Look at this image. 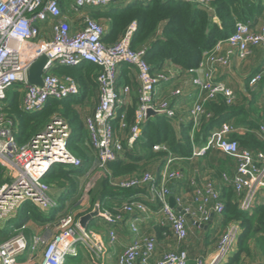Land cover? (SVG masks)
Segmentation results:
<instances>
[{
    "label": "built area",
    "instance_id": "2783aa9c",
    "mask_svg": "<svg viewBox=\"0 0 264 264\" xmlns=\"http://www.w3.org/2000/svg\"><path fill=\"white\" fill-rule=\"evenodd\" d=\"M130 0H0V106L5 103L8 92L21 85L22 109L35 113L44 108L49 100H68L80 96L79 86L70 78H60L52 72L56 64L76 66L83 62L101 68L97 76L99 104L94 114L85 118L88 143L97 153L96 168L105 170L106 164L122 157L124 145L133 146L141 138L142 125L146 121L149 108L165 114L169 118L176 115L169 99H157L159 86L168 84L173 74L170 69L152 72L144 60L145 49L133 50L130 46L134 27L117 44L109 45L103 41L106 28L85 13L86 8H108L117 3ZM202 5L208 2L199 0ZM63 3L75 16L83 18L81 29L73 30L63 10ZM208 10V9H207ZM209 11V10H208ZM211 12V11H209ZM50 25V38L41 37L40 24ZM226 43L229 50L222 54ZM256 50L264 53V23L254 29L250 22H238L235 33L226 41L219 42L205 54L199 67L191 71L192 84L196 88L189 119L193 131H199L209 102L223 97L227 104L237 101L234 90L225 82L218 80L219 69H229L237 57L246 61ZM45 55L48 62L44 68L43 86L28 83L27 73L31 66ZM129 65L138 83L139 97L135 124L129 127L127 137H119L112 124L120 105L129 101L132 89L129 86L118 90L117 76L121 65ZM264 81V68L251 76L249 87L256 90ZM181 90L173 96H180ZM121 131L128 126L121 121ZM17 128L14 121L5 113L0 114V165L4 168V183L0 186V225L14 216H19L25 204L31 203L41 212L57 208L52 195V187L43 181L53 166L63 165L69 169L82 167V160L68 150L71 128L63 120L55 118L48 127L30 142H17ZM238 129L233 124H223L214 130L202 148L194 147L193 157H201L208 150L215 149L236 161L233 176L224 173L223 184L233 186L240 197V208L250 211L259 194L264 192V152L242 150L238 141L231 135ZM258 135L264 141V124ZM155 150L167 151L166 146ZM169 158L164 164L159 179L151 172L140 176L124 177L112 181L116 188L137 190L149 187L152 200H157L159 212L164 216L166 226L175 240L182 244L189 237V220L195 226H205L211 222L212 215H221L224 205L221 193L214 182L200 183L190 181L191 198L173 197L171 186L181 183L185 175L174 170ZM171 198L176 207L172 208ZM180 208L181 211H178ZM99 217L107 226V243L97 232L83 229L75 213L68 212L57 218L56 222L43 226L41 234L33 232L28 238L27 225L18 229V235L0 244V264H20L25 255L26 264H65L69 257H80L84 252L91 256L92 262L104 259L108 246L118 242L116 226L125 222V215H132L129 227L133 234L131 243L117 257V264H152L157 250V239L153 235H143L139 229L142 215L154 213L153 209L142 203H125L121 210L112 214L101 210ZM241 227L230 224L218 239L211 259L199 256L194 264H225L232 255V247L238 242ZM41 255L40 260H37ZM192 261L187 250L170 251L163 254L156 264H190ZM23 262V263H24ZM22 264V263H21Z\"/></svg>",
    "mask_w": 264,
    "mask_h": 264
},
{
    "label": "trees",
    "instance_id": "16d2710c",
    "mask_svg": "<svg viewBox=\"0 0 264 264\" xmlns=\"http://www.w3.org/2000/svg\"><path fill=\"white\" fill-rule=\"evenodd\" d=\"M203 1L209 3L213 13L207 8L199 7L194 0H130L128 3H117L103 9L86 8L85 12L106 27L103 41L109 45L119 43L134 27L130 46L133 50L145 49L144 60L150 65L152 72L174 68L178 71L176 78H180L192 76L191 71L199 67L205 54L235 33L238 22L252 23L264 17V0ZM214 17L218 22L214 21ZM100 71L99 66L88 62L76 66L56 64L52 72L60 78L72 79L79 86L81 94L68 100H49L42 110L35 113H26L22 109L21 85H16L8 92L5 103L0 106V114L5 113L14 121L19 144L30 142L53 119L58 118L70 126L72 134L68 150L80 158L83 164L78 169L53 166L43 181L51 187L68 189L63 199L64 204L57 207V211L49 219L33 204H25L15 228L12 231L0 230V244L17 235L18 229L24 225L28 226L25 233L30 238L33 228L56 222L59 216L72 212L76 207L78 200L72 201L79 196L81 178L92 166L83 110L92 98L99 95L97 76ZM250 78L245 80V86L251 97L241 96L233 105L227 104L223 97L209 102L206 112L211 116L203 119L199 131L194 134L188 113L181 114L178 111L173 118L160 114L146 120L142 125L140 140L133 146L125 144L122 157L106 164L104 176L95 191L100 209L116 214L125 203L133 202H142L153 209H159L157 200L139 197L140 193L145 192L144 189H120L114 187L112 181L140 176L146 172H154L158 180L170 157L175 160L193 159L194 147H202L211 133L223 124H233L235 128L244 130L243 133L231 135V139L238 141L242 150L264 152V141L258 135L260 125L264 123V109L259 105L263 91L259 89L258 93L250 92ZM117 86L118 90L125 86L132 89L129 101L118 107L116 118L112 121L116 134L127 137L129 127L135 124L139 103L138 83L129 65L120 66ZM259 86H264V81ZM171 106L174 107L175 104L172 103ZM122 120L128 126L124 132L120 128ZM158 146H166L168 150L157 151L155 148ZM199 158L206 162L203 170L213 169L219 179L226 171L232 173L235 165L231 157L215 149L208 150ZM4 172L0 165V186L4 183ZM220 193L224 209L219 217L216 215L214 218L215 228L206 232V245L212 244V238L217 234L221 236L230 224L238 223L241 233L237 248L225 264H264V203L254 206L250 211H244L240 208V197L233 186L223 184ZM131 218L134 217L125 215V221ZM93 225L94 221L88 229ZM161 232L162 229L156 227L158 236ZM65 264H88V259L82 256L69 257Z\"/></svg>",
    "mask_w": 264,
    "mask_h": 264
},
{
    "label": "crops",
    "instance_id": "0c3cea01",
    "mask_svg": "<svg viewBox=\"0 0 264 264\" xmlns=\"http://www.w3.org/2000/svg\"><path fill=\"white\" fill-rule=\"evenodd\" d=\"M128 2H125V3H128ZM194 3L198 4V6L201 8H207L209 11H211L210 13L214 12L213 8L210 7L209 3H207L205 6L202 5V3L199 0H194ZM120 4H124V3L122 2ZM63 10H64L65 14L67 15V17L71 23L72 29L74 31L81 29L83 26V24H82L83 18L75 16L73 13H71L66 5H64ZM214 21L218 22L216 17H214ZM263 23H264V17L256 19L255 21H253L251 23V25L254 29H259ZM40 28H41V37L49 39L50 38V25L48 23L40 24ZM228 50H229V45L224 43L222 46V52L221 53L225 54ZM263 68H264V53L262 50H256L251 57H249L246 61H243V62L240 61L237 57H234L232 60L231 67L229 69H219L217 72V77H218V80L223 81L226 84H228L234 90V92L236 93L238 98L241 96H244L246 98H250L251 93H249L246 90L245 80H247L249 77H251V75L256 73L258 70H263ZM170 71L172 72L171 74H173L172 80L168 84L161 85L158 87V89L156 91V98L160 99V100L161 99H169L171 104L172 103L175 104L174 108H175L176 112L179 111V112H181V114L188 113V116H189V111H190V108H191L192 103H193V96H194L195 91H196V88L191 83L192 76L190 75V76H184V77L176 78V74L178 73V71L175 70L174 68H170ZM246 72H247V74H246ZM177 89L181 90L182 94L180 96H173L174 91ZM259 89H262V91H263V95L261 96V99L259 101L260 102L259 105H260L261 109H264V86H262V87L259 86L256 90H254V92L258 93ZM252 91L253 90L250 89V92H252ZM175 100H176V103H175ZM89 102H92V109L90 111H86L87 104L85 105L84 110H83L84 111L83 112V114H84L83 120H85L86 117L94 114V112H95V110L99 104V95L92 98V100ZM262 124H264V123H262ZM243 132H244V130L238 129L237 133H243ZM196 147L202 148L200 146H196ZM91 150H92V166L91 167L96 168V162L98 159L97 153L95 152V150H93V149H91ZM199 159H201V158L194 157L191 160H175V162L172 163V168L174 170H180L185 175L184 181H182L181 183H178L176 185L171 186V191H172L173 197H175V198L179 197V198H183L184 200H189L191 198V193H192V190L190 187V181L194 178L197 179L202 184L205 182H208V181L214 182L216 187L220 191L221 186L223 185V182L221 181V178L219 179V177H217L215 175V171L213 169L208 168L207 170L203 171V172L209 174L210 178L208 177V178H202V179H200L201 178L200 176L203 175L202 174L203 172L202 173H199L198 171L189 172V171H187V169H185L186 166H190L194 161H198ZM202 160H204V159H202ZM233 161H234L235 165L232 169V173H230L228 171L225 172L230 176H233V174L235 173V169H236V161L235 160H233ZM155 168L156 167H154V169ZM96 169L100 170V172H101L100 178L102 179V177L104 176V171L101 170L100 168H96ZM151 173L154 174V172H151ZM211 178H213V179H211ZM82 181H83V178H82ZM99 183L100 182H98V186H99ZM141 189H144L145 192L140 193L139 197L150 198L152 200L151 189L149 187H142ZM93 191L94 190H91L89 193V198H91L92 200L89 202L87 207L92 208L91 205L93 206V209H89V211H88L89 213L94 212L97 209L98 204H99V200H98V198L96 199L95 193H93ZM92 196H93V198H92ZM263 200H264V192L259 194V196L256 199L257 202H255L254 206H256V204L258 202H262ZM79 209H80V204L77 203L76 207L73 209L72 212L74 213V210L78 211ZM91 210H93V211H91ZM153 211H154V213H152V214L142 215L140 218L141 221H140L139 226H138L141 234L153 235L157 239L156 256H155V259L152 261V264H156L158 259L163 254L170 252V251H177L180 249L181 250H187L191 256L192 254L189 250L191 245H189V243H188L189 237L184 243L179 244L175 240V238L173 237L170 230L166 226L163 225L165 222V218L159 212V209H153ZM89 213H86L85 215H87ZM85 215H81V216L76 217V218H77V220H79ZM216 215L218 217L220 216L218 214L212 215V219L210 222L211 224L210 223L208 224L209 227H206L208 225H205L202 227L195 226V225H193L192 221L189 220V235H190V231L192 229H195L199 234L203 233L204 235H206L207 234L206 232L208 230L211 231L212 229L215 228L214 218H216ZM93 221H94V225L92 226V228L90 227L89 230L97 232L99 235L102 236V238H104L105 243H107V241H108V239H107V226L102 223V219L99 216L97 218L93 219L90 223H92ZM129 222H130V220L125 221L122 224L116 226V231L118 234V242L114 246H108L107 254L105 255L103 260L98 261V262H95V261L92 262L91 256L86 255L84 252L80 256L87 258L88 264H117L118 255L124 251V249L131 243L132 238H133V234H132L130 227H129ZM156 227H160L162 229V232L160 233L159 236L156 234ZM33 229L34 230H32V233L36 232V233L41 234L43 232V226H36ZM216 247H217V242H216V244H214L212 246H207V248H206L207 250H206V254H205L206 257L203 254L201 256L207 258L208 260L211 259V256L215 252ZM40 258H41V255L37 260H40ZM191 259H192V261L190 264H194V259L192 258V256H191ZM22 264H26V262H24Z\"/></svg>",
    "mask_w": 264,
    "mask_h": 264
},
{
    "label": "rangeland",
    "instance_id": "374dc122",
    "mask_svg": "<svg viewBox=\"0 0 264 264\" xmlns=\"http://www.w3.org/2000/svg\"><path fill=\"white\" fill-rule=\"evenodd\" d=\"M246 74H247V72H246ZM22 98H23V96H22ZM237 99H238V96H237ZM91 109H92V102H89V103H87L86 111H90ZM89 151H90V156L92 157V150L90 149ZM205 164H206V162L204 160L199 159L198 161H194L190 166H186L185 169H187V171H189V172L198 171L199 173H202L203 171H205V170H203L204 167L206 166ZM202 174L203 175L200 176L201 177L200 179L208 178V177L210 178L209 174H207L205 172H203ZM100 176H101L100 170L91 167L87 171V173L84 175V177H82L83 181L81 178L82 182L80 183V189H79L80 194L76 199H74L72 201V203H73V202H75V200H78L77 202L80 204V209L78 211L74 210V213L76 212L75 215L76 214L78 215V216L76 215V217H79L81 215H85L86 213H89L88 212L89 209H93L92 205H91L92 208L87 207L89 202L92 200L91 198H89V193L91 190H94L93 193H95L96 188L98 186V182H100V180H101ZM211 179H213V178H211ZM67 193H68L67 188L60 190L59 187H52V195H53V198L55 199V201L57 202L58 208H60L64 204L63 199ZM92 198H93V196H92ZM262 203H264V200L262 202H258L256 205L262 204ZM71 204H70V206H71ZM56 211H57L56 208L43 210L42 214L45 218L49 219L55 214ZM91 211H93V210H91ZM18 223H19V216L16 215V216L10 218L8 221L2 223L0 225V230L12 231ZM43 230H44V228H43ZM19 233L20 232H18L17 235ZM219 236H220V234L215 235L212 238V244H210L209 246L216 244ZM188 243H189V245H191L189 250L192 254L191 256L193 259L195 257L201 256L202 254L205 256L206 250H207L206 249L207 248L206 235H204L203 233L199 234L195 229H192L190 231ZM236 248H237V244L235 243L232 247V250H233L232 254L236 251ZM25 257H26V255L22 259H20V262H19L20 264L24 262Z\"/></svg>",
    "mask_w": 264,
    "mask_h": 264
},
{
    "label": "water",
    "instance_id": "95a60500",
    "mask_svg": "<svg viewBox=\"0 0 264 264\" xmlns=\"http://www.w3.org/2000/svg\"><path fill=\"white\" fill-rule=\"evenodd\" d=\"M48 62V59L45 55L41 56L29 69L27 73V78H28V83L31 85L43 86V75H44V68ZM160 112L154 111L153 109L149 108L146 112V120H148L151 117L160 115ZM170 204L172 208L176 207V202L174 198H171ZM178 211H181L180 208H177ZM99 216V209H96L94 212H91L85 216H83L80 219V225L82 226L83 229H88V226L90 222L97 218ZM211 224V223H210ZM202 227V226H200ZM206 227H209L206 226Z\"/></svg>",
    "mask_w": 264,
    "mask_h": 264
}]
</instances>
